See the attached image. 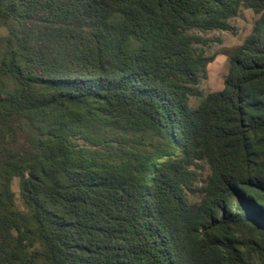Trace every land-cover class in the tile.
Instances as JSON below:
<instances>
[{"label": "trees", "instance_id": "16d2710c", "mask_svg": "<svg viewBox=\"0 0 264 264\" xmlns=\"http://www.w3.org/2000/svg\"><path fill=\"white\" fill-rule=\"evenodd\" d=\"M242 8L204 94L199 32ZM0 27V264H264V0H0Z\"/></svg>", "mask_w": 264, "mask_h": 264}, {"label": "rangeland", "instance_id": "374dc122", "mask_svg": "<svg viewBox=\"0 0 264 264\" xmlns=\"http://www.w3.org/2000/svg\"><path fill=\"white\" fill-rule=\"evenodd\" d=\"M258 18L250 8H242L237 16L230 19L232 29L230 30H212L208 32H199L205 37H210L212 41L204 46L207 55H214V60L207 65L206 76L201 77L198 88L207 94L210 91L220 90L224 86V78L230 68L229 54L241 45L246 37L252 32L255 20ZM7 33L6 28L0 27V36ZM198 98L193 97L191 104L196 106ZM209 172L206 163L203 164V177ZM18 178L14 179L13 187L18 191ZM203 183V182H201ZM17 202L21 208H25L22 200L17 197Z\"/></svg>", "mask_w": 264, "mask_h": 264}]
</instances>
